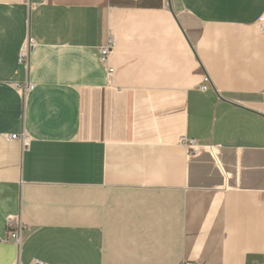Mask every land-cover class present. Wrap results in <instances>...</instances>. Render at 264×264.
Here are the masks:
<instances>
[{"label": "crops", "instance_id": "0c3cea01", "mask_svg": "<svg viewBox=\"0 0 264 264\" xmlns=\"http://www.w3.org/2000/svg\"><path fill=\"white\" fill-rule=\"evenodd\" d=\"M262 17L264 0H0V239L27 226L0 264H264Z\"/></svg>", "mask_w": 264, "mask_h": 264}, {"label": "built area", "instance_id": "2783aa9c", "mask_svg": "<svg viewBox=\"0 0 264 264\" xmlns=\"http://www.w3.org/2000/svg\"><path fill=\"white\" fill-rule=\"evenodd\" d=\"M259 26V31L263 34L264 33V17L259 19L258 22ZM35 45V42L28 38L23 47L20 50L19 53V64L24 66L25 68L28 69L29 67V52L30 49ZM114 50V40L112 37L108 38L107 44L99 49V62L100 64L105 68L106 74H107V80L110 81L112 74H113V69L110 67V57L113 53ZM205 83H208V79H205ZM33 90V86L30 84H26L25 86L21 87L18 89V91L21 94L27 93L29 91ZM207 87L203 86L201 87V91H206ZM7 140L9 141H19L23 148H28L31 139L22 134L20 136H8ZM186 141V142H185ZM183 141V144L186 146L187 149H190L192 151H195L196 143L194 141H189L185 140ZM27 229V226L21 221L19 217H10L7 219L6 222V237L3 239H0L1 242H8V241H13L15 244L19 245L20 244V234L23 233ZM36 264H41V263H36ZM183 264H190V263H183Z\"/></svg>", "mask_w": 264, "mask_h": 264}]
</instances>
